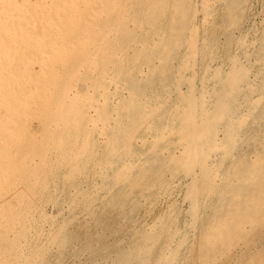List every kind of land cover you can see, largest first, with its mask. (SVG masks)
<instances>
[{
    "label": "bare ground",
    "instance_id": "obj_1",
    "mask_svg": "<svg viewBox=\"0 0 264 264\" xmlns=\"http://www.w3.org/2000/svg\"><path fill=\"white\" fill-rule=\"evenodd\" d=\"M198 2L204 22L219 6L227 17L224 21L233 23L247 4V0ZM195 3L194 0H0V188L22 184L29 191L36 186L44 189L49 180L57 179L55 169L59 166L67 168L63 180L70 185L94 155L92 147L96 140L92 132L97 128L103 135L100 138L104 149L94 155V160L112 203L120 200L124 186L129 191L155 187L168 190L173 182L166 178V173L182 172L189 178L184 193L191 209L189 226L200 222L199 229L195 225L199 232L196 231L193 248L197 264H220L236 248L246 247L254 233L264 231V144L260 149L242 148L243 144L255 143L262 134L253 133L252 126L264 120V59L260 57L263 68L254 71L252 65L242 61L243 55L228 53L227 70L210 69L205 63L216 43L210 40L212 35L204 38L208 35L206 31L200 38ZM236 38L231 37V42ZM183 45L186 49L181 54ZM252 49L257 56L258 45ZM34 64L39 66L38 74L32 68ZM198 64L205 70L200 77L195 70ZM259 74L263 78L258 80ZM25 113L36 118L33 119L38 123L39 137L25 131L31 130L30 126L22 128L21 116ZM137 138L141 144L149 138V147L136 149L133 142ZM225 159L236 165L233 172L225 163L224 166ZM228 194L232 195L229 203L224 199ZM211 196L217 197V205H211L214 209L208 208L210 213L201 215V208ZM4 197L7 195L0 200ZM49 198L57 201L52 195ZM121 204L120 207L124 203ZM3 210L0 208L4 220L0 226V258L3 264H29L30 256L25 255L20 242L24 235L20 239L12 233L15 238H9L1 230L5 227L4 232L8 231L15 214L11 212V218L10 210L6 213ZM159 232L153 229L136 238L121 259L118 257L117 264L132 260L135 264H173L178 255L186 252L184 245L191 247L187 244L188 236L181 235L175 237L173 246L165 243L157 249L150 260L147 252L153 249ZM167 232L175 233L173 229ZM65 233V222H61L52 231L51 242L62 247L58 245L66 244ZM181 246L184 253L180 254ZM257 264H264V252Z\"/></svg>",
    "mask_w": 264,
    "mask_h": 264
},
{
    "label": "rangeland",
    "instance_id": "obj_2",
    "mask_svg": "<svg viewBox=\"0 0 264 264\" xmlns=\"http://www.w3.org/2000/svg\"><path fill=\"white\" fill-rule=\"evenodd\" d=\"M198 1H201V0H194V2H196L195 3L196 9H197L196 11L199 12V13H196V15H197L196 16V18H197L196 24H197V26H199L198 32L200 31L199 36L201 35L200 38H203L205 36L204 38L207 37L209 39V37H211V35H212V37H211L212 39H210V40L214 39L215 41L214 40L213 41L216 43L215 50H213V52L211 53V56L208 58V60H206L207 62L205 64L210 66V69H213L215 67H220V68L223 67L222 69L227 70L228 66H229V60H228V57L226 56V54H228V53L239 54L240 53L239 54L240 57L243 55L242 61L244 63L246 61V63L250 66L252 65V69L255 68L254 71L259 70V68L262 69L263 68V60L262 59H264V0H247L246 7L243 10L244 13L243 12L241 13L240 18L237 19L238 22L234 21L233 23L232 22L229 23L230 21H224V20H227V17L223 14L222 9L219 6H217L215 8L214 13L210 16L211 18L209 17L208 20H210V19L211 20L210 21L207 20L206 22H204L202 20V13L200 10L201 5H200V2H198ZM240 20H242V21H240ZM223 23L226 24L227 27H225ZM234 23L236 24V26ZM202 31H204V32L202 33ZM205 31H206V33L208 32L207 33L208 35L205 34ZM202 34L203 35L205 34V35L203 36ZM231 37H232V39L236 38V37L238 39L236 38V40L231 42V40H232ZM252 37H254V38L251 40ZM228 40H230V41H228ZM251 42L253 44H251ZM260 42H261V44H260ZM249 43H250V45H248ZM256 44L258 45V48H259L257 56L254 54V50L252 49V47L255 48L257 46ZM241 45L243 46V48ZM252 45H254V46H252ZM185 47L186 46L183 45L180 48L181 54L184 53V51L186 49ZM237 50L240 52H238ZM214 51H217V52H214ZM242 52L246 53V55L243 54ZM220 60L222 62H220ZM179 61L180 60H178V62ZM199 66H200V64L196 65L195 70H196V72L198 70V72L200 74V75L199 74L198 75L200 77L204 74L205 70H204L203 65L200 67ZM32 68L36 71V74H38L37 73V71L39 70L38 64H34L32 66ZM81 69L84 70L85 68L83 67ZM202 72H203V74H202ZM84 75L87 76L86 74H83V76ZM89 75H91V76H89ZM89 75H88L89 77L94 76L93 74H89ZM263 77H264V75H263ZM263 77L261 74H259L257 76V79L259 80V78L261 79ZM25 114H22L21 120L23 119L25 122L27 121L26 123L28 124V126L22 120L23 121L22 122L23 124H21L23 126L22 128L25 129L28 127L27 129H29L31 127V130L25 129V131L33 134L36 137H39L40 133L37 131V130H39V127H38V123L35 121L36 118L33 117L35 119L34 120L32 117H29V115L26 114V115H28V117H29L28 118ZM23 115H25V117H23ZM26 117H27V119L25 120L24 118H26ZM30 118H32V119H30ZM260 122L258 123V125L252 126V130H254V131L251 130L253 133L254 132H256L257 134L262 133V134L258 135V138L256 140V141H258V143H256V141H255L256 144L254 142L253 143L252 142L247 143L248 145L250 144L249 146H253V148L249 147L248 145L243 144L242 145L243 149H247V150H251V149L253 150L255 148L260 149L261 145L264 144V141H263L264 140L263 139V136H264L263 135L264 134L263 133L264 132L263 131L264 130V120H261ZM30 124H32V125H30ZM260 124L262 125V127ZM24 126H25V128H24ZM36 127H38V128H36ZM87 128L90 130L91 125H88ZM257 130H259V131H257ZM260 130H262L263 132H260ZM92 135H93V138L96 140V143L92 147L93 154L96 155L98 153H101L102 152L101 150L104 149L102 139H101L103 135L101 133H99L97 128H95L93 130ZM146 135L148 136V134H146ZM260 135H261V137H260ZM100 136H101V138H100ZM96 138L98 139L99 142L100 141L101 142L99 143ZM134 143L138 144V145H135ZM98 144H100L99 147H98ZM133 144H134L133 146L138 150H139V148H140V150H146L149 147L150 142H149V138H148V140L146 142L141 144L140 139L137 138V140H135L133 142ZM144 144H147V146L144 147ZM95 146H97V147H95ZM140 146H142L143 148H146V149H143ZM245 146H246V148H245ZM254 146H255V148H254ZM99 148H101V149L97 150ZM94 151H95V153H94ZM50 155L52 156V160H54V158H55L54 153L51 152ZM94 155H91L89 160L86 161V164H85L83 170L81 171V173H79L71 181L72 183L69 182L70 185H68V182L66 183L65 180H63L64 174L67 171V168L59 166L60 168L57 167L59 170L57 168H56L57 170L55 169V174L57 173L56 174L57 179L55 180V182L54 181L52 182L51 180H49L46 184L47 188L44 187V189H43V187H37L36 186L34 189L29 191V190H27V187L26 188L23 187L22 184L21 185L20 184L13 185V187H17L19 189L21 187L20 190L13 188L12 185L11 186L9 185L10 187L7 185H6L7 186L6 187L4 185L3 187H5V188H3V187H1L3 189L0 188V196L3 197L4 195H7V197H4L2 200H0V205L2 204L0 206V208L3 210V207H4L5 213L10 210L9 216H11V218H12V213H15V214H13V219L15 221L13 220V224L9 227V229L6 228L10 232H8L7 230H6V232L8 234L6 232H4L5 227L4 228L1 227V230L3 229L4 231H2V232L5 234V236L8 235L9 238L10 237L15 238L16 236L19 235L20 239H21L22 235L25 236V237L23 236V238H22V240H20V242L22 243V245H24V247L22 246V249H23V252H25V255H28L31 257V258L29 257V264H35V263L36 264H117L119 262V259H121V256H122L121 254L127 252L131 248L130 246H132V243H133V241L135 242L136 238H138V239L141 238L142 235L144 236L146 233H148V231L151 232L153 229L156 231L160 230L161 232L158 233L159 235L156 239V242H154L155 244H153L154 245V247H152L153 249H151L147 252V256L149 253L148 257L150 260H152L154 258V254L165 243H168V244L173 246L174 244H176V240H175L176 238L175 237H180L181 235L182 236L186 235V236H188L187 244L191 245L192 248L190 246L184 245L183 246V248L185 247L184 250L187 249V250H185L186 252L184 253V250H182L183 248L181 246L180 254H181V252L184 254L178 255L173 264H195L196 263L195 262L196 249H193V248L197 242L198 233H196V231H198V230H196V229L197 228L199 229L200 222L196 221L195 224L193 225V227H190L191 226L190 219H189L190 216H188V215H190V212H191L190 203L187 199H185V194H184L186 192L185 190L187 188V183L189 181V178L185 174H183L182 172L166 173L167 174L166 178L171 183L173 182L172 184H170V186L172 185L171 186L172 188L169 187L168 190L167 189H161L159 187H155V188L144 190V191H139L137 189L129 191L128 186H124V187H122L123 189L120 190L121 193L119 194V198H120V196H121V198H120V200H118L115 203L116 204V206H115V204L112 203L110 200L111 194L108 192V190H107L108 188L106 186H104L103 183H101L102 182V177H101L102 174H100L101 172H100L99 166L96 164V162L94 160V158H95ZM92 160H94V162ZM224 161H223V164L224 163L226 164V166H225V164H224V166L229 168L233 172L236 168V165L233 162H231L229 159H225ZM178 174H180V175H178ZM174 176H175V178H174ZM232 176H234V174ZM234 177H236V176H234ZM75 179H76V181H75ZM181 180H182V182H181ZM183 183H185V185ZM18 185L20 187H18ZM80 185L82 186V188ZM72 186H73V188H77V190L73 189ZM4 189H7L8 191L6 190V192H9V194H6V192H4ZM23 189H24V191H22ZM78 189L82 190V192ZM77 191H79L80 193L79 192L77 193ZM98 191H100V192H98ZM74 192H76L75 195H74ZM11 193H13V195ZM21 193H23V194H21ZM81 193H82V195H81ZM18 194L21 197H19ZM129 194H130V196H129ZM9 195L13 196V197H10ZM51 195L55 199H57V201H54V202H53V200L51 201V199L49 198V196H51ZM124 196H126V197L129 196V197H128V199H126V197H124ZM1 197H0V199H1ZM18 197L21 198V200H20L21 202L19 201ZM7 198H9V199H7ZM88 198H90V200L93 199L92 202H90V200H88ZM123 198L125 199V201ZM216 198H217L216 196L210 197V199L207 201L208 204H206L205 206H203L201 208L202 209L200 211L201 215L208 214L210 209L211 210L214 209V207H215L214 204L217 205V203L219 201ZM231 198H232V195L228 194L224 198L225 202L229 203ZM16 200H17V202L19 201L20 205H19V203L16 202ZM48 200H50V202ZM119 201H120V203H119ZM134 202L137 204L136 206L134 205ZM24 203H26V204H24ZM109 203H110V206H108ZM118 203L120 205H122L121 203H124V204H123V206L120 207V205H118ZM87 204H89L90 206ZM111 204H113V206ZM29 205L30 206L34 205V206L30 207ZM133 205H134V208L136 207L135 209L133 208ZM211 205L214 207L210 208ZM8 206H9V208L7 209ZM64 206H65V208H64ZM110 207H112V208H110ZM118 207H120V208H118ZM204 207H206L205 210H204ZM91 208H92V211L88 212V210H91ZM102 208H104V209H102ZM208 208H209V210H208ZM19 209H20V211L23 210L22 211L23 213L20 212ZM85 210H87V211H85ZM171 210H173L175 212V214ZM24 211H25V214H24ZM204 211H207V212H204ZM17 212H18V214H17ZM125 212H127V213H125ZM130 213L132 214V216L130 215ZM19 214H22V217H20L21 215H19ZM101 214H103V215H101ZM127 214H129L130 216H128ZM169 214H172V215H169ZM15 215H16V217H15ZM70 215H71V217H70ZM125 215H127V218ZM1 216H0V224H1L0 226H2L3 225L2 223H4V220L2 219ZM24 216H25V218H24ZM89 216H90V218H89ZM123 216L125 218H123ZM15 218H18V220L20 222ZM167 218H169V219H167ZM21 219L22 220L25 219L28 222L25 220L22 221ZM76 220H77V222H76ZM168 220H169V222H168ZM57 222H58V224H57ZM61 222H65V231H66L65 235L67 234L66 235V242H65L66 244L58 245L59 247L62 246V247L58 248L57 244L55 245L54 242H51L52 241L51 240L52 239L51 233L54 229H56L59 226V224ZM17 223L20 225H18ZM27 223H28V225H27ZM21 224H23V225H21ZM13 225H15V226H13ZM40 225H42V226H40ZM55 225H56V227H55ZM195 225L197 226V228ZM150 226H151V228H150ZM17 229H18V231H17ZM24 229L27 231L24 232L23 231ZM162 229H164V230L162 231ZM166 229L167 230L173 229L175 232L174 235H170ZM192 229H194V230H192ZM255 231L258 232L257 230H254L253 232H255ZM23 232H24V234H23ZM263 232L264 231L259 232L257 234L254 233L255 235H252V236H254L253 240H251L246 247H244L241 250L239 248L237 250V248H236L231 253V255L228 256L230 258H228V257L223 258L224 260L221 259L219 261V263L220 264H224L225 262H226L225 264H240V263L241 264H249V263L257 264V263H259V257H261L263 252H264V248H263V246H264V243H263L264 234H263ZM12 233L15 235V237L13 236ZM97 234H99V235H97ZM19 236H18V238H19ZM255 236H257V237H255ZM165 237H166V239H165ZM138 239H136V240H138ZM161 240H162V242H161ZM165 241H167V242H165ZM169 241H171V243H173V244L169 243ZM44 242H46V243H44ZM257 243H260V245ZM25 244H27V245H25ZM256 245H257V247H256ZM63 246H65V247H63ZM36 247L39 249H37ZM188 247H190V248H188ZM34 248H36L37 251ZM40 248H42V249H40ZM62 248H64V249H62ZM151 251H152V254H151ZM236 251H238L239 253ZM255 251H256V253H255ZM32 252H33V254H32ZM40 253H42V254H40ZM245 253H248L249 255L245 254ZM254 253L256 256L254 255ZM37 254H38V256H37ZM247 255H248V257H247ZM232 256H234V257H232ZM252 256L254 257V259L251 258ZM118 257H119V259H118ZM181 257H183V258H181ZM237 257H239V258L237 259ZM245 257L247 258L248 261H249V259H250V261H252V260L253 261L248 262ZM32 258H35V259L33 260ZM189 258L191 260H189ZM0 260H1L0 264H3V261L1 258H0ZM134 262L135 261L132 260L128 264H133Z\"/></svg>",
    "mask_w": 264,
    "mask_h": 264
}]
</instances>
